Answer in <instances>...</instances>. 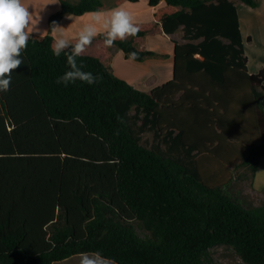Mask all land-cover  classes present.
I'll list each match as a JSON object with an SVG mask.
<instances>
[{
	"label": "trees",
	"instance_id": "obj_1",
	"mask_svg": "<svg viewBox=\"0 0 264 264\" xmlns=\"http://www.w3.org/2000/svg\"><path fill=\"white\" fill-rule=\"evenodd\" d=\"M59 1L50 27L108 7ZM126 1L142 0L115 4ZM239 1L259 4L148 0L155 18L136 23L137 36L106 48L98 35L77 58L102 77L93 85L57 84L66 56L53 55L50 32L30 33L0 92V264L96 251L114 264H212L219 246L264 264V204L230 190L236 170L254 179L264 157V69L249 70ZM179 32L171 80L145 91L116 74L115 49L138 62L167 58L147 39Z\"/></svg>",
	"mask_w": 264,
	"mask_h": 264
},
{
	"label": "clouds",
	"instance_id": "obj_2",
	"mask_svg": "<svg viewBox=\"0 0 264 264\" xmlns=\"http://www.w3.org/2000/svg\"><path fill=\"white\" fill-rule=\"evenodd\" d=\"M84 15L89 19L83 23L74 44L70 43L66 34V30L72 24L64 28L53 21L50 31H44L45 34L51 33L53 55L66 56L69 70L56 80L57 84H63L65 87L77 81L93 85L102 79L92 72L84 71L83 62H77V58L85 53L98 35L104 36L103 44L106 48H112L116 41L123 42L140 32L134 16L122 5L108 11L93 10ZM67 18L73 20L71 15ZM32 24L33 13L25 7L22 0H0V92L10 90L13 70L24 63L21 54L28 46ZM128 58L136 60L138 53L132 51L128 53ZM79 264H113V262L96 251L80 253Z\"/></svg>",
	"mask_w": 264,
	"mask_h": 264
},
{
	"label": "crops",
	"instance_id": "obj_3",
	"mask_svg": "<svg viewBox=\"0 0 264 264\" xmlns=\"http://www.w3.org/2000/svg\"><path fill=\"white\" fill-rule=\"evenodd\" d=\"M104 2L108 6L107 9H105V11L111 10L117 6L122 5L127 11H129L134 16L136 23H148L153 21L157 9L156 7L150 6L148 0H142L138 3H131L126 1L119 5L115 4V0H104ZM22 3L25 5V7L29 8L30 12L33 13V24L29 30L30 33L37 35L49 34V33L45 34L44 31H50V26H49L50 18L53 14L61 10V2L59 0H22ZM164 5L165 3L162 2L159 5V7H162ZM237 6H238L241 32L245 41L246 55L248 56L249 59L248 67L251 73L257 74L264 69V0H259V4L257 7H251L240 1L237 2ZM68 16L64 17L59 23V25L63 26L64 28H68L72 24L66 30L67 38L70 40L71 43L72 40L77 37L80 28L83 26V23L87 21L89 18L85 15H81V16L71 15L73 17V20H70L67 18ZM162 36L167 38V36L165 35ZM152 38H153L152 36L148 37L146 42V45L149 49H151L150 43L152 42ZM167 55H168L167 58H161V59H169L172 56L169 54ZM172 57L174 60V54ZM152 59L153 60L148 59L138 64V66H146V64L150 63L151 70L148 69L149 72H147V74L150 75H153L151 73L155 72L157 68V66H155L157 65L156 63L157 58H152ZM173 72H174V65H173ZM139 73H141L139 76L144 75V73L142 72ZM119 76H121V78L123 77L124 79L126 78V80L129 79L128 77L122 75ZM145 78H148L149 81L150 79H153V76L145 75ZM171 79L166 74V70L163 69V75L161 79L157 77L154 80V83L150 85L151 86L150 90H146V91H151L155 87L160 86ZM132 84L133 85L135 84L137 88L140 87L141 85L137 81H134V83L132 82ZM253 189L257 191L264 190V157L261 159L258 167V171L253 179ZM76 257H79V259H77L79 261L80 255L74 256L68 259L67 261H64L63 263H71L72 261H76L74 260Z\"/></svg>",
	"mask_w": 264,
	"mask_h": 264
},
{
	"label": "rangeland",
	"instance_id": "obj_4",
	"mask_svg": "<svg viewBox=\"0 0 264 264\" xmlns=\"http://www.w3.org/2000/svg\"><path fill=\"white\" fill-rule=\"evenodd\" d=\"M72 1H77V0H72ZM162 35L152 36L153 37L152 42L150 43L151 49L154 51L160 52L162 54H169L173 56L174 54L173 40L183 42L182 32H179L173 36H169V37L167 36V38ZM115 51L116 53H115V57L113 60V66L116 70V74L118 76L122 75V76L128 77L129 79L127 80L132 81L133 83L134 81L139 82L141 85L138 88L142 90H145V91L150 90V87H151L150 85L154 83V80L157 77L161 79L163 75V69L166 70V74L170 77V79L173 77L174 60L172 56L169 59L157 58L156 59L157 65H155L157 66L156 71L151 73L153 75H150V74H147V72H149L148 69L151 70L150 63L146 64V66H138L140 62L135 61V60H127L122 51H118L116 49ZM150 60H153V59H150ZM139 72L144 73V75L139 76L141 74ZM145 75L153 76V79H150L148 81V78H145ZM153 142H154L153 133H147L144 135L143 143L146 146L150 147L153 144ZM235 174L237 178L235 182L232 184V188H230L232 193L236 196L238 195L239 198L246 204H250V205L264 204V190L257 191L253 189V174H252L251 169L247 167H241L238 170H236ZM211 256H212V264H246L243 261V259L236 253V251L231 247H226V246L216 247L212 249ZM77 259H79V257H76L74 259L76 261H72L74 263L60 262L57 264H79V261Z\"/></svg>",
	"mask_w": 264,
	"mask_h": 264
}]
</instances>
